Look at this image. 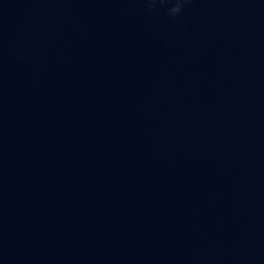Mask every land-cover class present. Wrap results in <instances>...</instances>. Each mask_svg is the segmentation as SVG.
Listing matches in <instances>:
<instances>
[{"label": "clouds", "instance_id": "1", "mask_svg": "<svg viewBox=\"0 0 264 264\" xmlns=\"http://www.w3.org/2000/svg\"><path fill=\"white\" fill-rule=\"evenodd\" d=\"M188 2L189 0H145V4L149 10L154 9L157 3L171 5L167 8V13L170 16L179 15L183 10L184 4Z\"/></svg>", "mask_w": 264, "mask_h": 264}]
</instances>
